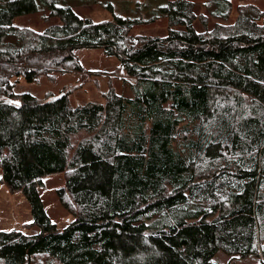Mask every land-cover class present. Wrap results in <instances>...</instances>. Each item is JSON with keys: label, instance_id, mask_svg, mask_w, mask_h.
I'll return each instance as SVG.
<instances>
[{"label": "trees", "instance_id": "trees-1", "mask_svg": "<svg viewBox=\"0 0 264 264\" xmlns=\"http://www.w3.org/2000/svg\"><path fill=\"white\" fill-rule=\"evenodd\" d=\"M203 8L173 0L98 23L54 8L61 23L37 33L14 25L37 0H0L1 182L29 202L25 229H39L0 230V264H216L219 252L264 264V7ZM160 18L165 37L131 33ZM80 48L116 57L130 95L75 106L69 92H16L82 71ZM56 174L74 216L62 230L39 192Z\"/></svg>", "mask_w": 264, "mask_h": 264}, {"label": "rangeland", "instance_id": "rangeland-1", "mask_svg": "<svg viewBox=\"0 0 264 264\" xmlns=\"http://www.w3.org/2000/svg\"><path fill=\"white\" fill-rule=\"evenodd\" d=\"M168 1L173 0H53L44 2L37 0L40 11L17 17L14 25L20 29H29L37 33H43L48 28L61 23L58 16L52 15L55 9H72L81 18L90 19L95 23L110 20L113 12L127 17H150L151 14ZM197 4V14L207 15L203 8L206 0H192ZM254 3L264 7V0H253ZM236 17L233 12L231 21ZM217 20L210 18L212 27ZM199 30L205 29L197 21ZM167 19L160 18L157 21L137 26L131 32L133 35H145L165 37L168 33ZM74 54L83 67L78 72H54L50 77L41 75L37 82L19 80L16 85L17 93H30L41 99L51 100L63 93H70L73 105L86 103H104V94L111 88L118 93L130 95L129 84L120 69V63L114 56H106L100 48L75 49ZM52 77V78H51ZM2 170L0 168V230L22 231L31 235L39 232L38 228L25 229V225L32 222L30 204L21 193L12 194L1 182ZM65 178L62 174L48 176L39 187L45 209L52 221L57 224L59 230L66 228L74 221V216L61 204L57 194L58 189L64 186ZM216 264H258L254 258L242 259L228 256L219 252L215 257Z\"/></svg>", "mask_w": 264, "mask_h": 264}]
</instances>
